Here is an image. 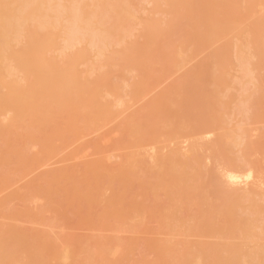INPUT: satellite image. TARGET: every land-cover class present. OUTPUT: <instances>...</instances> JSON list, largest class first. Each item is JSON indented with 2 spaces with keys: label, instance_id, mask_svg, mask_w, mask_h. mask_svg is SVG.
<instances>
[{
  "label": "rangeland",
  "instance_id": "1",
  "mask_svg": "<svg viewBox=\"0 0 264 264\" xmlns=\"http://www.w3.org/2000/svg\"><path fill=\"white\" fill-rule=\"evenodd\" d=\"M6 1L13 26L49 25L30 26L42 45L6 41L27 76L0 87V264H264V0H38L32 18L14 10L31 0ZM73 6L93 27L65 51ZM22 94L30 112L4 121Z\"/></svg>",
  "mask_w": 264,
  "mask_h": 264
},
{
  "label": "bare ground",
  "instance_id": "2",
  "mask_svg": "<svg viewBox=\"0 0 264 264\" xmlns=\"http://www.w3.org/2000/svg\"><path fill=\"white\" fill-rule=\"evenodd\" d=\"M12 1V0H11ZM22 0H20V2H21ZM24 2H25V0H23ZM36 1H38V0H31V1H29L28 3V5L25 7L24 6V8L21 10L20 9V7H19V11H16V9H17V7H16V9H14L15 10V12H20L21 14H23V15H21V16H24L25 18H27V17H29V15H30V13H26L27 12V10L29 9V5H31V2L32 3H35L36 4ZM57 1H59V0H57ZM70 0H68V2H69ZM74 1V0H73ZM75 1H77V0H75ZM75 1H74V3H75ZM87 1H89V0H87ZM93 1V0H92ZM95 1V0H94ZM102 1V0H101ZM105 1V0H104ZM104 1H102V3H104ZM122 1V0H121ZM129 2H130V0H128ZM15 2H17V1H15ZM19 2V3H20ZM45 2H47V0L45 1ZM53 2H54V0H53ZM62 2V1H61ZM106 2V1H105ZM113 2V1H112ZM111 2V3H112ZM128 2V3H129ZM10 3V2H9ZM9 3H7V1L5 2V0H2L1 2H0V87L1 86H7L6 85V83H5V80H6V75H8V76H12L14 73H18L19 71H20V66H21V64L26 60V53H25V51H23V50H14V49H11V46L10 47H8L7 48V39L8 38H10V36H9V34H10V32H12V33H16L17 34V32H20L19 30H21V32H22V36H21V38L24 36V34H26L25 35V37H24V41L23 42H25L26 44H27V46L28 45H30L31 44V42H34V44H40V45H42V44H44V39H45V35L44 36H41V35H39L38 33L40 32V30H39V28H44V27H48V25H49V23L47 22V20L46 21H44L45 19H43V18H41V19H43L42 21H43V24H39V26H37L38 24H36V23H38V21H36L38 18H36V20H30V19H28L27 21H21L22 19H17L16 17H15V19H16V24L13 26L12 24H11V22L8 20V19H10L9 18V13H10V10H9V8L11 7V4H9ZM12 4L14 3V1L13 2H11ZM40 3H42L41 1H40ZM39 3V5H41ZM49 3V2H48ZM57 3V2H56ZM88 3H90V2H88ZM100 3V2H99ZM110 3V5H111V7H112V4ZM128 3H127V5H128ZM15 4V3H14ZM22 4V3H21ZM27 4V3H26ZM58 4V3H57ZM71 4V3H70ZM79 4V3H78ZM81 4V3H80ZM101 4V3H100ZM108 4V3H107ZM120 4H122V3H120ZM119 4V5H120ZM162 4H164L163 2H162ZM18 5V4H17ZM23 5H24V3H23ZM22 5V6H23ZM45 5V4H44ZM55 6H56V4H54ZM62 5V4H61ZM72 5H73V3H72ZM72 5H70V6H72ZM85 5H87V4H85ZM89 5V4H88ZM118 5V4H117ZM166 5V4H165ZM15 6V5H14ZM29 6V7H28ZM42 6V5H41ZM52 6V5H51ZM50 6V7H51ZM58 6H60V4H58ZM75 6H77V3L75 4ZM75 6H73L74 8V11H73V13H72V11H71V9H69L70 11H71V13L73 14V16L72 15H69V18H70V16L72 17V20L71 19H69L68 21H69V27H67V26H65V19L63 18V22H64V27H62L61 25H63L62 23H60L59 22V24H61V25H59L58 23L56 24V25H59V26H61L60 27V30L61 31H63V29H61V28H65L66 29V31L67 30H69V36H67L68 34H66L65 35V29H64V31H63V33H64V35H65V39H64V41L62 40V38L60 39L59 37H58V39L59 40H61V42L63 41L64 42V44L66 43V45H65V47H64V44H63V49H65V48H69V50H70V48H73V50H74V47H76V46H78L80 43H82V42H84L86 39L84 38V37H82V38H80L79 37V39H78V37L76 38V34L78 35L79 34V32L82 34V36H86L87 34H89L88 32L90 31L89 30V26L92 24H88V20L87 21H84L85 19H83V18H85L86 16H88V15H90V14H85L86 16H83V20L81 19V8L79 9V7H75ZM90 6V5H89ZM88 6V7H89ZM94 6H96V5H94ZM103 6H105V5H103ZM54 7V6H53ZM60 7H62V6H60ZM65 7H67V4H66V6ZM101 7V6H100ZM99 7V8H100ZM109 7V6H108ZM31 8V7H30ZM43 8V7H42ZM58 8V7H57ZM56 8V9H57ZM72 8V7H71ZM86 8H87V6H86ZM90 8V7H89ZM93 8V7H92ZM91 8V9H92ZM119 8V7H118ZM124 8V7H123ZM126 8H127V6H126ZM45 9L46 10H48L49 9V7L48 8H45V6H44V8H43V10L45 11ZM63 9H64V6H63ZM98 9V8H97ZM105 9V8H104ZM108 9V8H107ZM106 9V10H107ZM110 9V8H109ZM32 10V9H31ZM40 10V9H39ZM50 10V9H49ZM61 10V9H60ZM67 10H68V8H67ZM84 10V9H83ZM99 10V9H98ZM41 11V10H40ZM52 11V10H51ZM51 11H46V13L47 12H51ZM54 11V10H53ZM56 11V10H55ZM69 11V12H70ZM92 11H93V9H92ZM94 11H97V10H95L94 9ZM93 11V12H94ZM117 11V10H116ZM115 11V12H116ZM195 11H197V9H195ZM57 12H59V8H58V11ZM64 12V11H63ZM92 12V13H93ZM118 12V11H117ZM200 12V11H199ZM45 13V14H46ZM52 13V12H51ZM60 14L59 15H61L62 16V12L60 11L59 12ZM84 13V12H83ZM103 13V12H102ZM114 13V12H113ZM119 13H120V11H119ZM42 15V14H41ZM40 15V16H41ZM84 15V14H83ZM105 15V14H104ZM231 15V14H230ZM44 16V15H43ZM42 16V17H43ZM56 16L57 15H55V17L53 18V20L56 18ZM60 16V17H61ZM93 16H94V14H93ZM23 17V18H24ZM30 17L32 18V13H31V15H30ZM45 17H47V15H45ZM51 17V16H50ZM103 17V16H102ZM113 17V16H112ZM198 17H200V15H198ZM67 18H68V16H67ZM89 18H91V17H89ZM40 19V18H39ZM86 19H88V17L86 18ZM104 19V18H103ZM201 19V20H200ZM200 19L198 18V20H199V22H198V26H200L199 25V23L201 22V27L200 28H196V27H194V28H196L197 30L199 29V31H201L202 30V32L201 33H204V32H206V30H204V28H206L205 27V24H203L202 25V23L204 22V20H203V17H200ZM53 20H52V22H53ZM62 20V19H61ZM71 20V21H70ZM97 20H99V19H97ZM203 20V21H202ZM15 21V20H14ZM48 21H49V18H48ZM56 21H60V19L58 18V20H56L55 19V22ZM100 21H102V19L100 20ZM13 22V21H12ZM103 22V21H102ZM102 22L100 23V25L102 24ZM30 23V24H29ZM32 23V24H31ZM67 23V22H66ZM97 23H98V21H97ZM84 24V25H83ZM108 24V23H107ZM171 24V23H170ZM219 24V23H218ZM232 24V23H231ZM230 24V25H231ZM51 25L53 26V24L51 23ZM55 25V23H54V27H52V28H50V26H49V28H50V30L52 29V30H54V31H56L58 28H59V26H57V27H55L56 26ZM81 25V26H80ZM104 25V24H103ZM33 28V26H34V29L35 28H37L38 30H39V32L37 33L35 30H32L31 29V27ZM83 26V27H82ZM92 26V25H91ZM90 26V28H92ZM102 26V25H101ZM104 26H106V23H105V25ZM202 26H204L203 28H202ZM47 27H46V29H47ZM115 27V26H114ZM122 27H124L123 25H122ZM160 27V26H159ZM113 28V27H112ZM36 29V30H37ZM88 29V30H87ZM117 29V28H116ZM49 30V29H48ZM59 30V31H60ZM72 30V31H71ZM103 30V29H102ZM106 31H108L107 29H105ZM104 30V31H105ZM203 30H204V32H203ZM45 31V30H44ZM82 31V32H81ZM86 31H88V32H86ZM105 31V32H106ZM151 31H152V29H151ZM150 31V32H151ZM223 31V30H222ZM227 31V30H226ZM225 31V32H226ZM72 32V33H71ZM93 32H94V30L92 31V34H93ZM98 32V31H97ZM149 32V33H150ZM61 33V32H60ZM59 33V34H60ZM102 35H100L101 37H104V35H103V31L102 32H100ZM110 33L112 34V32H109V36H110ZM146 33V32H145ZM144 33V34H145ZM152 33V32H151ZM200 33V34H201ZM44 34V33H43ZM80 34V35H81ZM96 34V36H97V33H94V35ZM108 34V33H107ZM106 33H105V37H106V35H107ZM147 34H148V32H147ZM223 34V33H222ZM232 34H233V32H232ZM93 35V36H94ZM129 35V34H128ZM151 35V34H150ZM61 36H63V35H61ZM74 38H73V37ZM79 36V35H78ZM87 36H89V35H87ZM95 36V37H96ZM100 36H97V37H100ZM109 36H107V37H109ZM121 35H119V37H120ZM156 36H158V35H156ZM206 36V37H205ZM15 38H16V36H14ZM54 38H55V36H53ZM53 37L51 38V39H53ZM70 37V38H69ZM107 37L105 38V40L107 39ZM111 37H112V35H111ZM114 37H115V35H114ZM202 37H203V34H202ZM202 37L200 38V41H204V42H206V40L208 39V37H207V35H204V38H206V40L203 38L202 39ZM11 38H12V35H11ZM15 38H13L12 39V41H10V42H12V43H8V44H13V41L14 42H16V40H15ZM28 38V39H27ZM120 38H122V37H120ZM131 38V37H130ZM145 38V37H144ZM56 40V41H58V43L60 42L59 40ZM69 39H71V41L69 40ZM72 39H73V41H77V43H74V44H77V45H74V44H72L73 43V41H72ZM78 39V40H77ZM110 39V38H109ZM125 39V38H124ZM124 39H122V40H124ZM224 39H225V37H224ZM46 40V39H45ZM92 40H94V39H92ZM21 41H22V39H21ZM87 41V40H86ZM85 41V42H86ZM89 41H90V39H89ZM199 41V42H200ZM18 42V41H17ZM60 42V43H61ZM62 42V43H63ZM92 42V41H91ZM94 42V41H93ZM93 42H92V44L91 43H89V45L91 44L92 46H90L91 47V49H93L95 46H96V44L94 45L93 44ZM107 42V41H106ZM105 42V45H107L108 44V42L106 43ZM201 42V43H202ZM21 43V42H20ZM56 44V42H54V40H53V43H51V45L50 46H52V44ZM95 43H98V41H96ZM110 43H111V41H110ZM19 44V43H18ZM17 44V45H18ZM22 45L24 44V43H21ZM21 44H19V45H21ZM47 44V43H46ZM87 44H88V41H87ZM199 44V43H198ZM81 45V44H80ZM83 45V44H82ZM103 45V44H102ZM101 45V47H103ZM104 45V46H105ZM24 46V45H23ZM50 46H48V47H50ZM61 46V45H60ZM67 46V47H66ZM72 46V47H71ZM88 46V45H87ZM97 46H98V44H97ZM96 46V47H97ZM108 46V45H107ZM154 46V45H153ZM164 46V45H163ZM169 46V45H168ZM14 47V46H13ZM19 47V46H18ZM89 47V46H88ZM87 47V48H88ZM95 47V48H96ZM15 48V47H14ZM33 48V47H32ZM47 48V47H46ZM57 48H59L58 46H57ZM94 48V49H95ZM100 48V47H99ZM107 48V47H106ZM169 48V47H168ZM171 48H172V46H171ZM16 49H18L17 47H16ZM48 49V48H47ZM97 49V48H96ZM93 50V53L96 51L97 53V57H100V59L101 58H103L102 56H103V53H102V51L101 50ZM155 49V48H154ZM52 50V49H51ZM68 50V51H69ZM103 50V49H102ZM169 50H171V49H169ZM31 51H32V49H31ZM64 51V50H63ZM65 51H67L66 49H65ZM104 51V50H103ZM27 52V51H26ZM48 52V51H47ZM50 52H52V51H50ZM62 52V51H61ZM89 52H90V50H89ZM134 52V51H133ZM162 52V51H161ZM171 52V51H170ZM170 52H168V54L170 53ZM57 53H58V50H57ZM47 54V53H46ZM131 54V53H130ZM129 54V55H130ZM42 55V54H41ZM40 55V56H41ZM62 55V54H61ZM133 55V54H132ZM131 55V56H132ZM140 55V54H139ZM152 55H154L153 53H152ZM160 55V54H159ZM174 56V55H173ZM253 56V55H252ZM34 57H35V55H34ZM83 57V56H82ZM89 57V56H88ZM140 57V56H139ZM84 58V57H83ZM86 58V57H85ZM254 58H255V56H254ZM57 59V58H56ZM66 59V58H65ZM68 59V58H67ZM71 59V58H70ZM97 59V58H96ZM58 60V59H57ZM211 60V59H210ZM37 61V60H36ZM95 61V60H94ZM173 61V60H172ZM239 61V60H238ZM30 62V61H29ZM41 62V61H40ZM63 62H64V60H63ZM89 62V61H88ZM96 62V61H95ZM129 62V61H128ZM84 63H85V61H84ZM101 63H102V61H101ZM100 63V64H101ZM242 63V62H241ZM247 64H245V65H243V69L245 68V73H251V75H252V72L253 71H248V66H250V64H249V61L248 62H246ZM12 64H13V66H15V67H12ZM15 64V65H14ZM64 64H66V62H64ZM99 64V65H100ZM5 65H8L9 66V68H7V69H5V68H3ZM50 65V64H49ZM55 65V64H54ZM80 65V64H79ZM166 65V64H165ZM83 66H84V64H83ZM97 66V65H96ZM167 66V65H166ZM202 65H200V69H198L199 71H204L203 69H202V67H201ZM238 66V65H237ZM58 67V66H57ZM81 67V66H80ZM60 68V67H59ZM67 68V67H66ZM73 68V66L70 68V69H72ZM101 68H103V67H101ZM129 68V67H128ZM180 68V67H179ZM34 68H32L31 70H33ZM75 69H77V68H75ZM119 69V68H118ZM39 70V69H38ZM99 70V69H98ZM34 71V70H33ZM70 71V70H69ZM92 71V70H91ZM35 72V71H34ZM33 72V73H34ZM83 72H85V71H83ZM82 72V73H83ZM90 72V71H89ZM132 72V71H131ZM28 73V72H27ZM129 73V72H128ZM20 78L22 79L23 77H21V75L23 76H27V74H26V72H22V71H20ZM88 74V73H87ZM201 74V73H200ZM18 75V74H17ZM33 75V74H32ZM62 75V74H61ZM80 75H82V74H80ZM122 75H124L123 73H122ZM121 75V77H123ZM157 75V74H156ZM125 77V76H124ZM143 77V76H142ZM243 77H244V75H243ZM10 78V77H9ZM29 78H30V75H29ZM32 78V77H31ZM39 78V77H38ZM74 78V77H73ZM191 78V77H190ZM242 78V77H241ZM33 79V78H32ZM59 79V78H58ZM69 79V78H68ZM124 79V78H123ZM122 79V80H123ZM159 79V78H158ZM243 79V78H242ZM29 80V79H28ZM8 81V80H7ZM46 80H44V82H45ZM70 81H71V79H70ZM69 81V82H70ZM124 81V80H123ZM117 82V81H116ZM184 82V81H183ZM39 83V82H38ZM68 83V82H67ZM124 83H126V82H124ZM75 84V83H74ZM159 84V83H158ZM183 84H185V83H183ZM111 85H112V83H111ZM155 85V84H154ZM160 85V84H159ZM158 85V86H159ZM182 85V84H181ZM137 86V85H136ZM150 86V85H149ZM157 86V85H156ZM9 87L10 86H7V89H9ZM38 87V86H37ZM121 87V86H120ZM179 87V86H178ZM177 87V88H178ZM22 88V87H21ZM126 88V87H125ZM156 88V87H155ZM182 89H183V87H181ZM36 90H37V88H36ZM82 90V89H81ZM177 90V89H176ZM180 90V89H179ZM10 91V90H9ZM72 91V90H71ZM114 91V90H113ZM2 92V91H1ZM73 92V91H72ZM115 92V91H114ZM133 92V91H132ZM148 92V91H147ZM151 92H153V91H151ZM172 92V90H170V92L168 93V95H170V93ZM176 92V91H175ZM8 93V92H7ZM64 93V92H63ZM4 94V93H3ZM6 94V93H5ZM68 94V93H67ZM76 94V93H75ZM167 94V93H166ZM70 95V94H69ZM112 95V94H111ZM107 96V95H106ZM164 96H166V95H164ZM163 96V97H164ZM172 96H173V93H172ZM3 97H4V95H3ZM20 97V99H21V101L19 102V101H16V102H13V104L10 106V109H9V111L5 114V116H6V118H4V121H6V120H9L10 118H8V117H10L11 115H13L14 116V119L16 120V119H19L20 118V116H22L23 118H24V115H22L23 113L26 115V113H28V112H30L29 110V108H28V105H29V103L30 102H28L29 101V99L28 98H26L23 94L22 95H20L19 96ZM69 97V96H68ZM77 97V96H76ZM113 97V96H112ZM111 97V98H112ZM168 97V96H167ZM43 98V97H42ZM48 98V97H47ZM109 98H110V96H109ZM159 99H160V97H158ZM162 98V97H161ZM170 98H172V97H170ZM17 99V98H16ZM61 99H62V97H61ZM64 99V98H63ZM65 99H66V97H65ZM173 99V98H172ZM45 100V99H44ZM51 100H52V98H51ZM58 101H59V99H57ZM57 100H55L54 99V101L56 102ZM98 100V99H97ZM10 101V100H9ZM49 101H50V97H49ZM132 101V100H131ZM159 101V100H158ZM5 102V100H4V98H0V110L4 107V103ZM62 102V101H61ZM68 102V101H67ZM107 102V101H106ZM120 102L121 103H123V101H121L120 100ZM120 102H119V104H120ZM40 103V102H39ZM45 103V102H44ZM60 103V102H59ZM64 103V102H63ZM153 103V102H152ZM156 103V102H155ZM158 103V102H157ZM183 103V102H182ZM182 103H181V105H182ZM43 104V103H42ZM45 104H49V102L48 103H45ZM54 104H58V103H54ZM62 104V103H61ZM68 104V103H67ZM70 104V103H69ZM117 104V103H116ZM40 105V104H39ZM60 105V104H59ZM58 105V106H59ZM63 105V104H62ZM65 105H66V102H65ZM118 105V104H117ZM157 105H159V104H157ZM166 105V104H165ZM42 106V105H41ZM44 106V105H43ZM118 106H120V105H118ZM159 106H161V105H159ZM158 106V107H159ZM168 106V105H167ZM175 106V105H174ZM173 106V107H174ZM177 106V105H176ZM46 107V106H45ZM185 107V106H184ZM54 108H55V106H54ZM62 107H60V109H61ZM114 108V107H113ZM119 108V107H118ZM165 108V107H164ZM41 109V108H40ZM58 109V108H57ZM125 109V108H124ZM150 109H152V108H150ZM249 111L250 109H246V111ZM3 111V110H2ZM32 111H35V110H32ZM31 111V112H32ZM42 111V110H41ZM57 111V110H56ZM62 111H64V109L62 110ZM153 112V111H152ZM156 112H157V110H156ZM161 113H162V111H161ZM34 114V113H33ZM74 114V113H73ZM106 114V113H105ZM170 114V113H169ZM40 115V114H39ZM160 115V114H159ZM162 115V114H161ZM4 116V117H5ZM27 116V115H26ZM33 116V115H32ZM31 116V117H32ZM93 116V115H92ZM1 118L3 117L2 115L0 116ZM43 116H36L35 114H34V116L32 117V121H34V119H36L35 120V123H37L36 121H40L41 120V118H42ZM99 117V116H98ZM115 117V116H114ZM154 117H155V115H154ZM157 117V116H156ZM6 119V120H5ZM44 119V118H43ZM3 120V119H2ZM27 120V119H26ZM48 120V119H47ZM96 120V119H95ZM31 121V122H32ZM210 121V120H209ZM99 122H100V120H99ZM30 123V122H29ZM33 123V122H32ZM39 124H40V122H38ZM93 123H95V122H93ZM98 123V122H97ZM101 123V122H100ZM147 123H148V121H147ZM34 124V123H33ZM38 124V125H39ZM153 124V123H152ZM166 124V123H165ZM154 125L156 126V124L154 123ZM39 126H41V125H39ZM146 126V125H145ZM217 127V126H216ZM221 127V126H220ZM36 128V127H35ZM73 128V127H72ZM143 128H144V126H143ZM149 128V127H148ZM13 129V128H12ZM171 129V128H170ZM208 128H206V130H207ZM211 129V128H210ZM32 130H33V128H32ZM39 130V129H38ZM213 130V129H212ZM221 130V129H220ZM148 131V130H147ZM146 131V132H147ZM174 131V130H173ZM145 132V133H146ZM168 132V131H167ZM147 134V133H146ZM10 135V134H9ZM145 135V134H144ZM141 137V136H140ZM31 139V138H30ZM141 139V138H140ZM225 139H227V138H225ZM228 140V139H227ZM226 140V141H227ZM231 140V139H230ZM226 141H224V142H226ZM6 142V141H5ZM8 142V141H7ZM137 142V141H136ZM223 142V143H224ZM227 143V142H226ZM225 144V143H224ZM206 147H208L210 150H211V159L213 158V156H214V153L216 152V151H220L221 153H223L222 152V140L220 139V137L219 136H217V137H215V138H213V140H212V143H210V144H206L205 145ZM225 146V145H224ZM224 149V148H223ZM2 150H3V148H2ZM2 150H0V157H4L5 156V151L3 152ZM150 154L148 155V156H144L142 153H135V154H133V159L129 162V163H127V166H129L132 170H134V169H137V167L139 166V162H140V160L141 161H144V160H142V158H145V160H147L148 161V163L150 162V163H156L157 162V159H158V157H157V155L155 154V153H152L151 154V152H149ZM2 159V158H1ZM0 159V160H1ZM125 164H126V162H125ZM142 164V163H141ZM126 166V167H127ZM172 170V169H171ZM219 179H220V181L222 180V183H223V186H225L226 185V187H224L227 191L229 190V186L227 185V183L225 182V179L223 178V177H219ZM166 181V180H165ZM225 184V185H224ZM154 186V185H153ZM199 223H202V221L201 222H199ZM201 226V225H200ZM202 227H203V229L205 230V232H207L208 230H210L211 228H212V226L211 225H205L204 224V222H203V224H202ZM197 230V229H196ZM212 230H213V228H212ZM196 232V231H195ZM200 232V231H199ZM203 233V232H202ZM258 261V260H257Z\"/></svg>",
  "mask_w": 264,
  "mask_h": 264
}]
</instances>
